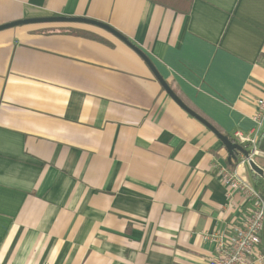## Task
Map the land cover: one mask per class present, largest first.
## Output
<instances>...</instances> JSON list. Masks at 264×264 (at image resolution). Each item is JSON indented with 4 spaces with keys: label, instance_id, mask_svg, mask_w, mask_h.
<instances>
[{
    "label": "crops",
    "instance_id": "0c3cea01",
    "mask_svg": "<svg viewBox=\"0 0 264 264\" xmlns=\"http://www.w3.org/2000/svg\"><path fill=\"white\" fill-rule=\"evenodd\" d=\"M85 18L125 37L233 142L264 97V0H0V26ZM235 144V143H234ZM96 26L0 30V264H206L248 203L217 175L248 164Z\"/></svg>",
    "mask_w": 264,
    "mask_h": 264
},
{
    "label": "built area",
    "instance_id": "2783aa9c",
    "mask_svg": "<svg viewBox=\"0 0 264 264\" xmlns=\"http://www.w3.org/2000/svg\"><path fill=\"white\" fill-rule=\"evenodd\" d=\"M254 128L247 134L235 132L233 142L247 151V156H240V164L254 162L257 157L264 158L257 147L260 134L264 130V97L257 100L253 117ZM217 175L228 190V196L237 193L247 201L245 215L237 224L231 225L227 231L208 234L204 239L215 244L214 255L206 264H264V250L261 232L264 223L263 197L253 185L242 180L235 169L219 167Z\"/></svg>",
    "mask_w": 264,
    "mask_h": 264
},
{
    "label": "water",
    "instance_id": "95a60500",
    "mask_svg": "<svg viewBox=\"0 0 264 264\" xmlns=\"http://www.w3.org/2000/svg\"><path fill=\"white\" fill-rule=\"evenodd\" d=\"M46 22H75V23H83V24H88L92 26H96L100 29H103L107 31L108 33L112 34L119 40H121L123 43L131 47L141 58L146 62V64L149 66L159 83L161 84L162 88L166 92V94L184 111L186 112L189 116L193 117L197 121H199L201 124L206 126L210 131H212L217 138L222 142V144L225 146L226 150L228 151L229 157L234 158L235 160H238L239 156H247V151L243 149L241 146L232 143L229 141L225 136H222L220 133H218L208 122H206L202 117L197 115L195 112L187 108L181 100L173 93V91L170 89V87L167 85V83L159 76L157 73L155 67L153 64L150 62V60L144 55L143 52H141L138 48H136L134 45H132L128 40H126L125 37L121 36L119 33H117L115 30L111 29L109 26L99 23L93 20H88L85 18H66V17H48V18H41V19H29V20H22L18 22H14L11 24H7L4 26H0V30L15 27L18 25L22 24H31V23H46ZM248 166L250 168V171L262 178L264 181V167H260L256 165L254 162L249 161ZM264 201V197H263Z\"/></svg>",
    "mask_w": 264,
    "mask_h": 264
},
{
    "label": "trees",
    "instance_id": "16d2710c",
    "mask_svg": "<svg viewBox=\"0 0 264 264\" xmlns=\"http://www.w3.org/2000/svg\"><path fill=\"white\" fill-rule=\"evenodd\" d=\"M148 1H150L156 5L161 4L165 8H174V9H177L179 11L180 10L183 11L187 8L189 1H191V0H148ZM262 54L264 55V52ZM192 111L195 112L194 110H192ZM195 113L197 115H199L200 117H202L197 112H195ZM203 119L205 120V118H203ZM257 147H258L259 151L264 154V130L260 134V137H259L258 142H257ZM255 161L258 164V166L264 167V158L257 157L255 159ZM251 181H252V185L255 188V190L260 194V196L264 197V181L262 180V178L252 174ZM261 241H262L263 246H264V223H263V229L261 232Z\"/></svg>",
    "mask_w": 264,
    "mask_h": 264
},
{
    "label": "rangeland",
    "instance_id": "374dc122",
    "mask_svg": "<svg viewBox=\"0 0 264 264\" xmlns=\"http://www.w3.org/2000/svg\"><path fill=\"white\" fill-rule=\"evenodd\" d=\"M262 246H263V243H262ZM263 250H264V246H263Z\"/></svg>",
    "mask_w": 264,
    "mask_h": 264
}]
</instances>
